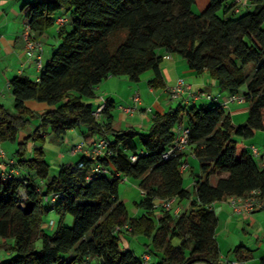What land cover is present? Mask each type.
I'll return each instance as SVG.
<instances>
[{
    "label": "trees",
    "instance_id": "trees-1",
    "mask_svg": "<svg viewBox=\"0 0 264 264\" xmlns=\"http://www.w3.org/2000/svg\"><path fill=\"white\" fill-rule=\"evenodd\" d=\"M195 3L40 0L24 6L35 36L52 28L61 11L69 13V22L59 30L60 42L38 80L14 77L9 84L13 109L0 103V144L18 142L16 160L10 161L6 152L0 160V249L10 254L0 264H143L142 256L121 250L119 234L123 233L151 239L147 250L150 257H160L157 264H226L220 259L215 238L218 219L211 206L253 190L264 199V164L259 166L243 141L237 140L264 132V0H248L251 9L237 17L241 6L234 0H208L200 13L193 11ZM160 50L182 58L191 72L206 71L229 95L241 93L248 105L245 122L234 124L220 102L178 105L154 113L145 133L114 129V106L108 100L100 118H95V109L83 98H95L96 87L110 77L138 82L151 72L148 85L155 90L166 87ZM28 100L50 108L36 113L26 107ZM184 118L187 150L200 169L193 199L179 171L186 151L162 158L174 141L175 126ZM33 121L38 122L33 133L19 141L20 132ZM79 128L86 129L84 140L107 139L110 154L96 160L83 155L62 164L58 175L49 178L42 148L46 136L60 140ZM31 140L42 144L28 156ZM131 156H136L135 161ZM261 159L264 162V156ZM96 162L110 175L93 174ZM212 177H217L214 185ZM123 179L137 182L145 193L135 203L145 211L138 218L128 217L120 197ZM49 195H59L56 203L46 200ZM171 198L175 206L188 203L177 216L156 207ZM49 212L58 216L52 234L45 231L43 221ZM67 215L73 218L69 227L63 223ZM125 225L129 231L122 230ZM174 238L179 240L176 246ZM10 239L12 244L7 243ZM230 253L238 263L253 258L252 250L243 245ZM258 264H264V258Z\"/></svg>",
    "mask_w": 264,
    "mask_h": 264
},
{
    "label": "crops",
    "instance_id": "crops-1",
    "mask_svg": "<svg viewBox=\"0 0 264 264\" xmlns=\"http://www.w3.org/2000/svg\"><path fill=\"white\" fill-rule=\"evenodd\" d=\"M40 0H0V103L4 105L5 101H8L10 106L7 108L11 110L14 106V100L11 94L10 81L16 76H25L32 81H37L39 78V72L35 68L34 61L27 58L24 50V42L22 39L23 25L27 21L23 8L28 3H34ZM245 4L237 9V12L248 11L251 6L248 0H243ZM195 5L201 12L207 7L208 0H196ZM196 13V12H195ZM63 17L66 20L65 26L58 27L53 25L52 28L47 30L42 36H36V38L42 42L44 50L42 52L41 60L45 65L51 58L52 53L57 48L60 39L58 37L59 30L63 27H68L69 18L63 13V11L57 13L54 18ZM159 54L163 56L162 63L160 64V70L166 87L164 89H152L148 85V81L153 78V74L149 72L144 79L145 91H130V84H140L138 82H131L126 77H110L99 84L95 89L96 97L91 99L88 103L92 104L93 109H96L101 101L100 98L104 97L105 100L112 102L114 106L113 113V128L116 130H132L134 132L145 133L149 129L150 120L154 113H163L170 109L175 108L178 105L185 107L196 106L198 102L200 105L209 106L206 102H223L227 100L229 92L218 87L216 82L212 80L208 73L204 71L198 75L191 72L185 61L176 55L166 54L160 50ZM46 57V58H45ZM45 58V61H44ZM179 78H183L188 89L181 94L177 99H169V90L173 87ZM120 83L121 88L117 87ZM123 87V88H122ZM128 88V92L125 88ZM243 90H240L242 92ZM138 93L140 96V102L136 106V110L133 114H127L123 108H127L133 105L132 96ZM202 94L210 95V99H207ZM198 96V97H196ZM11 99V100H10ZM206 101V102H204ZM176 102V105H175ZM210 104V105H211ZM25 105L30 110L36 113H43L50 107L45 103H38L33 100H28ZM231 117V121L240 125L245 122L248 117V105L247 103H232L226 110ZM185 126L187 120L184 118L182 122ZM85 128L74 129L60 139L63 145H66V149L61 153L60 166L67 162H75L84 153L73 152L72 149L77 144H83L86 150L90 149L93 140L97 139V136H93L89 140L83 139V133ZM21 137V136H20ZM22 139L19 138V141ZM243 141L247 149L251 146L258 150V156L256 161L259 166H262V156H264V132L258 131L254 137L249 140ZM7 154V153H6ZM7 158L12 161L16 160V157L7 154ZM184 161L187 162L188 167L182 175L184 188V177L187 174L189 186L192 189L194 197V182L195 177L200 174L199 162L191 155L190 150H186L184 153ZM111 170V168H110ZM21 175V174H20ZM217 177H212L210 183L214 185ZM120 185L123 186L122 194L120 197L123 200L128 212L129 218H138L145 213L144 210L137 208L135 203H139L142 195L138 188L137 182L127 179L123 180ZM189 190V188H186ZM188 206L186 201L176 206V209L181 211ZM215 212L218 225L215 230V238L218 243L220 251V259L226 264L236 262L233 254L230 252L237 245H243L246 248L252 250L253 258L247 262H240L238 264H258L259 261L264 258V206L255 210L252 213L237 214L235 213L228 203V199L216 202L211 206ZM54 213V212H53ZM159 214L158 210H155L153 214ZM52 225V224H51ZM128 234V233H125ZM140 238V237H139ZM250 242V245L247 244ZM127 243V242H126ZM124 242L122 245L119 241V246L123 251H131L128 244ZM254 243V245H252ZM223 246V247H221ZM9 254V253H8ZM148 254L143 251L141 254ZM228 255H231L233 259L230 262ZM139 256V257H141ZM150 256V255H149ZM152 259V257H150Z\"/></svg>",
    "mask_w": 264,
    "mask_h": 264
},
{
    "label": "built area",
    "instance_id": "built-area-1",
    "mask_svg": "<svg viewBox=\"0 0 264 264\" xmlns=\"http://www.w3.org/2000/svg\"><path fill=\"white\" fill-rule=\"evenodd\" d=\"M235 4L237 6H243L244 1L243 0H234ZM66 23L65 18L63 17H58L55 19L54 24L57 25L58 27L63 26ZM22 39L24 42V50L27 58L32 59L35 64V68L40 71L43 68L41 56L42 52L44 50L43 44L41 41H39L36 36L34 31L31 28V25L29 24L28 21H26L23 25V32H22ZM38 80V79H37ZM188 89L185 80L183 78H179L176 82V84L170 88L169 92V99L170 100H175L177 99L181 94H183L186 90ZM202 96H205L207 99H210V95L202 94ZM198 97V96H196ZM100 105L95 109L93 115L95 118H100L102 115V112L105 110V99L103 97L100 98ZM132 102L133 105L123 108L124 111L127 114H133V112L136 110L137 104L140 102V96L138 93H135L132 96ZM232 103H244V97L241 93H236V94H230L227 98V100L220 102V105L224 110H228L229 105ZM175 138L173 143L169 146V148L166 150V152L162 155L163 159H169L174 156H177L179 154L184 153L187 150L188 144H189V138H188V129L183 123H179L178 125L175 126ZM109 141L105 138H97L93 140L91 143L90 149L86 150L84 148L83 144H77L73 147L72 151L73 152H78V153H84L86 156L90 157L93 160H96L97 158H104L110 154L109 152ZM250 152L254 157L258 156V150L251 146L250 147ZM193 156V155H192ZM6 157L5 151L3 148H1L0 144V160L4 159ZM194 157V156H193ZM131 161H135L136 156H131ZM1 167V164H0ZM188 164L186 161H183V163L180 165L179 171L181 175H183L184 171L187 169ZM92 173L95 175H110L108 170L99 163H95L92 167ZM10 176H7V178ZM124 181L126 179H123ZM140 193L142 196H144V191L140 190ZM59 195H49L46 197V200L50 204L56 203L58 200ZM228 203L232 210L237 213V214H242V213H252L255 210L261 208L264 206V199L260 198V192L258 190H253L251 191L247 196L245 197H235L231 196L228 197ZM175 204V199H165L161 200L156 204V207L159 209H163L165 211H171L174 207ZM174 215H179L181 210L176 209V206L174 207ZM52 222H50V225ZM120 228H117L116 231L118 232ZM122 230L129 231V227L125 225ZM142 260L143 264H148L150 260V256L148 254L142 255ZM230 264H238L237 262H231Z\"/></svg>",
    "mask_w": 264,
    "mask_h": 264
},
{
    "label": "rangeland",
    "instance_id": "rangeland-1",
    "mask_svg": "<svg viewBox=\"0 0 264 264\" xmlns=\"http://www.w3.org/2000/svg\"><path fill=\"white\" fill-rule=\"evenodd\" d=\"M245 4V2H244ZM193 11L196 12V13H200L201 10L198 9V7L196 5L193 6ZM63 13L69 18V13L63 11ZM244 11H240L239 14L235 15V17L243 14ZM46 58V57H45ZM45 58H44V61H45ZM150 74L149 72L143 74L141 77H140V84L136 85V83H131L130 84V91H145V84H144V81L143 79L148 75ZM121 84L118 83L117 84V87L118 88H121L120 86ZM123 88V87H122ZM125 91L128 92V88L126 87L125 88ZM11 100V99H10ZM83 101L84 102H89L91 101V99H86V98H83ZM206 102V101H204ZM93 104V103H92ZM207 105H210L211 102H206ZM175 105H176V102H175ZM198 107H200V103L198 102ZM4 106L5 107H8L10 106L9 102L8 101H5L4 102ZM12 110V108H11ZM38 122L37 121H33L31 123L30 126H28L25 130L21 131L20 134H19V138L22 137V139L29 135V134H32L34 129L36 128ZM21 136V137H20ZM21 139V140H22ZM20 140V141H21ZM17 143H8V142H4V143H1L2 145V148L5 150V152L8 154V155H12L14 157H16V150H17ZM42 143L40 142H37V143H34L32 140L29 141L28 145H27V152H28V156H30L32 154V149L35 145L37 146H41ZM66 145H63V143L61 142V140H56V139H52V137L49 135L46 136V140L45 142L42 144V148L44 150V153H45V160H46V163L48 164L49 166V178H52V177H56L59 173V168H60V158H61V153H63V151L66 149L65 148ZM63 150V151H62ZM187 174L184 177V185L186 188H189V191L192 193L193 195V192H192V189L188 184V180L187 179ZM188 182V183H187ZM122 191H123V186L120 185L119 186V192L122 194ZM193 199V198H192ZM19 204L21 206H24V201L22 198H20V201H19ZM45 206H50V204L45 201L44 202ZM174 207H175V204H174ZM173 207V209H174ZM171 210V213L173 214L174 213V210ZM157 215V213H156ZM156 219V218H155ZM157 220V219H156ZM44 221V224H45V231L49 234H52L56 227H57V224H58V216L53 213V212H49L43 219ZM50 222H52V225H50ZM72 222H73V218L72 216L70 215H67L63 221L64 225L69 227L72 225ZM119 241L122 245H124V242L126 244H128L129 246V249L131 250V252H133L137 257L141 256V254L143 253V251H146L148 253V250H147V245H149L151 243V239H148L146 237H135V236H131L129 233L128 234H119ZM2 243V240L0 239V245ZM8 244H12V240L10 239L9 241H7ZM172 243L173 245H178L179 244V240L177 238H174L172 240ZM248 245H250V242H247ZM254 245V243L252 244ZM37 247H40V242H37ZM223 247V246H221ZM248 248V247H247ZM234 249V248H233ZM149 255V254H148ZM8 257H10V254H8V252H6L5 250H2L0 249V261L1 260H4V259H7ZM233 259V257L231 255H228V260L231 262ZM160 261V257L158 256H152V259L150 258L149 260V264H157L158 262ZM94 263H95V260H94Z\"/></svg>",
    "mask_w": 264,
    "mask_h": 264
}]
</instances>
